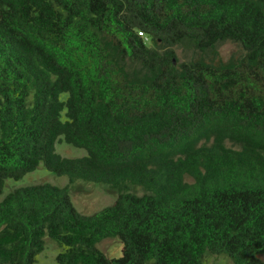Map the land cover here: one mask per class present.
Masks as SVG:
<instances>
[{"label":"trees","instance_id":"obj_1","mask_svg":"<svg viewBox=\"0 0 264 264\" xmlns=\"http://www.w3.org/2000/svg\"><path fill=\"white\" fill-rule=\"evenodd\" d=\"M40 163L68 185L0 200V264H264V0H0V197Z\"/></svg>","mask_w":264,"mask_h":264},{"label":"rangeland","instance_id":"obj_2","mask_svg":"<svg viewBox=\"0 0 264 264\" xmlns=\"http://www.w3.org/2000/svg\"><path fill=\"white\" fill-rule=\"evenodd\" d=\"M242 50L232 43H225L218 49V56L213 60L214 64H223L238 58ZM211 61V60H210ZM63 95L61 99H65ZM55 152L63 158H80L86 156L83 149L70 146L63 141L55 144ZM48 184L53 187L63 188L68 185L67 177H59L49 172L42 163L31 173L24 176L19 181L7 180L3 193L0 197L2 200L8 193L17 188ZM69 195L75 209L85 216L92 215L113 204L117 194L115 191L100 184H90L83 181H76L70 185ZM97 247L109 258L117 259L121 255V243L118 239H106L101 241ZM63 249L54 241L45 238L44 251L37 257L36 264H57L56 257ZM203 264H232L226 255L215 256L206 253L203 257Z\"/></svg>","mask_w":264,"mask_h":264}]
</instances>
